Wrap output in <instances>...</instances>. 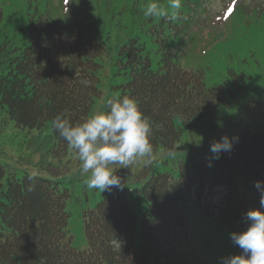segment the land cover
Here are the masks:
<instances>
[{"label":"trees","instance_id":"1","mask_svg":"<svg viewBox=\"0 0 264 264\" xmlns=\"http://www.w3.org/2000/svg\"><path fill=\"white\" fill-rule=\"evenodd\" d=\"M149 2L75 0V8L67 13H52L65 18V24L52 19L47 8L45 13L31 15L21 46L3 36L0 70L5 65V73L0 75V102L17 125L41 128L50 122L52 127L60 113L73 123L91 115L102 97L100 61L108 53L95 25L100 28L114 12L129 13L142 22L138 32L117 49L118 69L113 77L123 75L127 82L110 84L109 89L119 90L117 97L130 95L139 100L152 122L153 151L158 145L166 153L174 150L181 135L175 119L190 127L196 120L212 119L220 106L228 105L227 82L207 86L202 71L187 70L178 63L182 36L188 35L192 23L188 14L184 19L180 16L183 5L176 20L148 18L141 10ZM238 15H242L240 10ZM2 19L0 9V26ZM148 44L160 52L156 70ZM229 73L236 81L237 76ZM230 96L235 98L234 93ZM53 134L59 146H69L54 130ZM234 137L238 139L230 152H222L219 159L193 158L190 172L182 165L178 178L154 172L138 189L103 191L96 205L81 214L88 241L83 252L73 248L66 231L68 190L56 181L32 175L10 176L7 185H0V264H199L189 252L193 241L188 213H202L227 232H241L248 224V203L259 204L254 184L264 181V131L244 128ZM4 176L0 165V180ZM216 195H221L217 207L202 206L205 198ZM140 203L148 206L149 213L143 216L136 241L135 208Z\"/></svg>","mask_w":264,"mask_h":264},{"label":"rangeland","instance_id":"2","mask_svg":"<svg viewBox=\"0 0 264 264\" xmlns=\"http://www.w3.org/2000/svg\"><path fill=\"white\" fill-rule=\"evenodd\" d=\"M163 1L167 4V0ZM182 5L180 16L184 19L188 14L192 23L188 35L185 38L182 36L178 63L187 70L202 71L207 86L227 82L225 92L228 105L220 106L212 119L196 120L190 127L175 119L174 124L180 127L181 135L172 152L166 153L158 145L153 151L151 163H145L146 158H140L129 168L115 165L119 168L116 174L122 178L123 188L129 190L142 187L154 172H167L178 178L182 165L186 172H190L193 158L212 160L210 145L225 134L233 138L244 128L264 131V116L261 117V112L264 113V0H203L200 4L199 0H182ZM47 8L52 19L65 24V18H56L52 13H67L75 8V0H0L3 12L0 45L3 36L16 41L17 46L24 44L27 31L23 29L29 27V18L33 14L45 13ZM238 10L242 15L236 17ZM108 16L100 28L95 25L98 29L96 34L107 44L108 53L100 61L103 66L99 75L102 97L94 105L91 115L101 111L109 97L119 94V90L109 89L110 84L122 85L127 82V77L123 75L113 77L118 69L115 61L117 49L129 35L138 32L142 22V19L131 17L129 13L120 15L114 12ZM88 23L94 25L91 21ZM147 50L152 68L156 70L160 52L156 53V47L149 44ZM4 67L0 75L5 73ZM227 69L237 76L236 81ZM231 93H234V99ZM0 165L5 170L0 185H7L10 176L21 179L25 175H32L56 181L61 189H67V234L72 237V246L77 251L88 249L81 214L84 209L96 205L102 192L86 187L75 150L70 146L62 148L58 145L50 122L41 128L18 126L6 106L0 102ZM143 175H146L145 178L138 181ZM220 198L221 195L208 196L202 206L217 207ZM130 200H135V197L131 196ZM259 207L260 204L248 203L249 210ZM135 210L138 217L134 238L138 241L143 216L149 213V208L145 203H140ZM212 212L217 213L214 209ZM188 216L193 241V251L190 249L189 252L196 262L220 264L222 257L241 252L230 239L233 232H227L226 228L218 226L202 213L189 212Z\"/></svg>","mask_w":264,"mask_h":264},{"label":"clouds","instance_id":"3","mask_svg":"<svg viewBox=\"0 0 264 264\" xmlns=\"http://www.w3.org/2000/svg\"><path fill=\"white\" fill-rule=\"evenodd\" d=\"M181 8L182 0H167V4L150 0L141 11L148 18L176 20ZM52 128L75 150L80 174L85 177L88 189L122 190L124 185L116 174L119 168L115 165L129 168L140 158H146L145 163L152 162V122L142 112L135 96L113 97L107 101L105 109L82 122L73 123L65 113H60L52 121ZM236 139L225 134L213 141L210 145L212 159H219L222 152H230ZM254 186L260 194V207L247 211L246 230L230 234L231 241L241 252L222 257L220 264H264V181L258 180Z\"/></svg>","mask_w":264,"mask_h":264}]
</instances>
